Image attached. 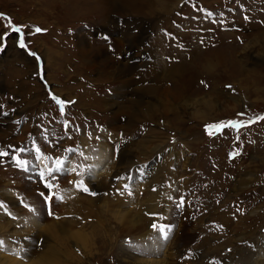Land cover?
I'll use <instances>...</instances> for the list:
<instances>
[{"label": "rangeland", "instance_id": "1", "mask_svg": "<svg viewBox=\"0 0 264 264\" xmlns=\"http://www.w3.org/2000/svg\"><path fill=\"white\" fill-rule=\"evenodd\" d=\"M0 152V264L246 259L264 235V0H0Z\"/></svg>", "mask_w": 264, "mask_h": 264}, {"label": "snow or ice", "instance_id": "2", "mask_svg": "<svg viewBox=\"0 0 264 264\" xmlns=\"http://www.w3.org/2000/svg\"><path fill=\"white\" fill-rule=\"evenodd\" d=\"M35 31L36 32H41L43 30L40 29V28H36ZM12 32L20 33V27H15V26L12 27ZM19 47H21V48H25L26 47V45L24 43V37H23L22 34L20 35ZM52 98H53V100H56L55 96H53ZM56 102L58 104H60L61 112H63L64 103L62 101H59V100H56ZM228 126L237 127L238 125H237V123H231L230 122V124ZM239 126L243 127V125H239ZM214 127L222 128V127H224V125H219V126H214ZM71 154L72 153H70V155ZM7 156H9V153L0 152V157H7ZM14 162L17 165L21 166V167H25V165L27 163L26 161L22 160L21 158H15ZM56 164L58 166L56 169H50L47 174L45 172H41L40 173L42 183H43L44 187L48 189L47 194L41 193L40 195L45 199L46 203L49 205V215H53L50 205H51V202L53 201V199L55 198V195H56L55 192L53 191V189L56 187V185H55V183H49L48 182V177L53 176L54 172L59 171L61 168L64 167V162L63 161L57 160ZM78 168H79V166L72 167L71 171L76 173L77 175H80L81 172L78 171ZM25 170H26V167H25ZM91 172H92V166H89L86 170H84V174H88V173H91ZM82 184H83V182H81V185H78V187H81ZM83 191L87 192L88 189L86 187H84ZM125 191H127V194L129 196L133 195V192L131 190H129V186L128 185H125ZM170 199H171V197H170ZM183 204H184V200H180V202L177 205V207H179L180 205H183ZM151 227H152L153 230H157V225L155 223H153L151 225ZM171 231H172V229L170 227L167 228V229L165 227H163V226L159 227V229H158V232H159L158 240H163L164 242H167L169 240V238H170L168 233L171 232ZM3 245H4V241L0 240V247H3ZM22 251H24V250L22 249Z\"/></svg>", "mask_w": 264, "mask_h": 264}, {"label": "bare ground", "instance_id": "3", "mask_svg": "<svg viewBox=\"0 0 264 264\" xmlns=\"http://www.w3.org/2000/svg\"><path fill=\"white\" fill-rule=\"evenodd\" d=\"M52 227L53 226H51L48 229V231L50 230L49 232L54 233L53 230H52L53 229ZM76 239H78L80 242H83V244L87 245L86 240H88V238H87L86 235H83V234L80 233V234L76 235ZM85 245H83V247H86L87 248V246H85ZM250 250L251 251L248 252V255L249 256L247 255L248 257L246 259H238L237 261H235L234 263H231V264H264V235L262 236V241H261L260 245L258 247H255L253 250H252V248ZM48 260H49L48 257L43 258L42 261L41 262H38L37 264H46V262H48Z\"/></svg>", "mask_w": 264, "mask_h": 264}]
</instances>
